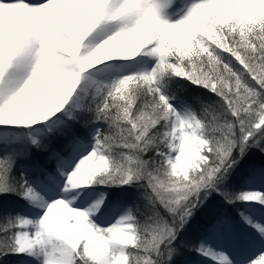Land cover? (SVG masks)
<instances>
[{
  "label": "snow or ice",
  "instance_id": "obj_1",
  "mask_svg": "<svg viewBox=\"0 0 264 264\" xmlns=\"http://www.w3.org/2000/svg\"><path fill=\"white\" fill-rule=\"evenodd\" d=\"M0 264H264V0H0Z\"/></svg>",
  "mask_w": 264,
  "mask_h": 264
}]
</instances>
